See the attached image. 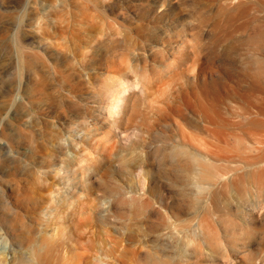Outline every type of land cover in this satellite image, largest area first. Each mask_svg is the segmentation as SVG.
<instances>
[{"label": "rangeland", "instance_id": "rangeland-1", "mask_svg": "<svg viewBox=\"0 0 264 264\" xmlns=\"http://www.w3.org/2000/svg\"><path fill=\"white\" fill-rule=\"evenodd\" d=\"M0 264H264V0H0Z\"/></svg>", "mask_w": 264, "mask_h": 264}, {"label": "bare ground", "instance_id": "bare-ground-1", "mask_svg": "<svg viewBox=\"0 0 264 264\" xmlns=\"http://www.w3.org/2000/svg\"><path fill=\"white\" fill-rule=\"evenodd\" d=\"M120 31H113V33L117 34ZM213 42L210 44L206 45L205 50L207 51V54H212V56H217V50H216V42L217 38L216 35L214 34L213 37ZM219 51V50H218ZM217 72V71H216ZM218 73V72H217ZM127 78H124L123 76H119L115 78V84L112 89V94L113 100L111 102L110 107L108 108V116L111 121H113L114 124L118 123L123 120L124 116L128 115L129 110L128 108V101H129V96L128 94L132 91L135 92L137 88H141L144 90L145 94L148 96H154L158 92L163 95V92H161V86H153L151 84H146L145 82H141V80L137 79H131L129 76H126ZM194 79V78H192ZM201 76H197L196 80L197 82H200ZM172 82H175V75L172 76ZM190 83V81H188ZM204 83L207 85V80H204ZM188 84V83H187ZM172 86V85H171ZM202 94L205 98V100L213 106V96L211 93V90L207 89V87L202 88ZM134 95V94H133ZM135 100V99H134ZM181 101L185 102H190L191 97H190V91L189 88L186 86H180L178 88H171L169 91V95L167 100H165L164 105L159 108H168L170 107L171 109H176L178 105H180ZM129 116V115H128ZM130 123V122H129ZM131 124V123H130ZM183 150L179 149L177 151V154L182 153ZM206 170L205 164L199 162L197 163L196 166V171L199 173V175L196 177L197 180H195L196 183H200L203 180L204 172ZM217 178H222V175H215ZM218 180V179H216ZM212 184V183H211ZM56 210L58 211L59 215L61 212H63L62 208H57ZM77 209L75 206H73L72 209L67 213L69 217L72 218V221L70 222V228L73 229L72 235L74 236L76 241V236L79 235V216L77 215ZM64 245V243L59 242L55 245V248L58 246Z\"/></svg>", "mask_w": 264, "mask_h": 264}]
</instances>
